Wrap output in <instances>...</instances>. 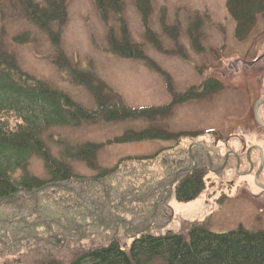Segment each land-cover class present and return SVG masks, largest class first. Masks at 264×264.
I'll return each instance as SVG.
<instances>
[{
    "label": "trees",
    "instance_id": "obj_1",
    "mask_svg": "<svg viewBox=\"0 0 264 264\" xmlns=\"http://www.w3.org/2000/svg\"><path fill=\"white\" fill-rule=\"evenodd\" d=\"M44 1L46 6L36 0H18L33 24L50 32L55 23L61 32L67 24V0ZM95 1L105 12L118 9L123 0ZM227 7L240 39L250 35L259 16L264 17V0H228ZM28 36L15 41L23 42ZM125 39L122 43L113 41L110 50L129 59L149 60L141 46ZM60 40L58 33L53 35L58 49L56 65L93 91L96 112L25 72L0 41V259L6 260L0 264H64L55 254L63 247L78 248L75 259L67 264H150L157 258L165 264H264V230L215 233L204 223L192 224L187 234L168 231L163 235L154 230L151 221L155 217L164 211L173 216V208L165 201L168 186L183 203L193 201L206 189L203 170L182 171L194 162L189 142L182 148V133L127 131L114 142L175 140L177 144L153 156H128L113 168L99 166L101 144L61 142L64 158L58 159L43 140L52 127L79 126L100 119L115 122L169 117L177 105L217 93L222 85L205 82L200 94L198 89L174 93L169 86L171 103L130 108L93 72L87 75L72 67ZM148 65L161 71L152 60ZM35 156L43 161L47 178L32 175L30 162ZM159 157L162 173H146L148 164ZM70 160L85 163L96 174L76 173ZM130 234L131 247L125 249L122 243ZM84 242L90 247L82 248Z\"/></svg>",
    "mask_w": 264,
    "mask_h": 264
},
{
    "label": "rangeland",
    "instance_id": "obj_2",
    "mask_svg": "<svg viewBox=\"0 0 264 264\" xmlns=\"http://www.w3.org/2000/svg\"><path fill=\"white\" fill-rule=\"evenodd\" d=\"M36 1L46 6L44 0ZM227 1L147 0L142 3L141 0H123L118 9L108 8L102 12L95 0H67V24L60 32L59 25L54 23L52 30L47 32L28 20L18 0H0V41L4 49L16 56L25 72L68 94L88 110H98L95 94L56 65L58 49L53 41L54 34L60 35L61 50L72 67L86 74L93 72L130 108H157L171 103L173 96L169 86L174 93H185L211 78L219 79L220 85L227 86L222 88L225 90L222 94L212 93L202 100L177 105L169 117L115 122L100 119L79 126L52 127L43 135L52 155L64 158L61 142L73 146L92 142L102 145L97 157L99 166L113 168L128 156H153L177 144L175 140L114 142L131 130L163 129L176 134L198 130L232 131L245 135L247 141L258 140L259 129L253 120V109L262 93L259 76L264 73V62L256 63L255 60L264 54V17L259 16L250 35L240 39ZM26 34L29 35L27 40L15 41ZM125 38L141 46L149 60L129 59L110 50L113 41L122 43ZM150 60L169 78L149 66ZM235 62H238V73ZM241 106L244 111L248 106L247 111L252 113L246 122V134H242L243 128L235 124L238 116L234 115ZM227 117L232 119L227 122ZM161 159L149 163L145 172L160 171L161 174ZM68 162L80 175L91 177L96 174L81 161ZM30 171L39 178L48 177L43 161L37 156L31 159ZM254 181L253 176H237L241 188L228 191L227 200L220 189L208 187L199 197L186 203L179 202L175 191L168 186L164 195L166 204L173 208V216L172 212L164 211L151 221V225L163 235L168 231L187 234L190 226L196 223L208 225L215 233L241 228L264 230V197L252 198L251 192L257 191ZM130 240L131 234L123 240L125 249L131 247ZM89 247V242L82 244V248ZM76 249L63 247L55 254L67 264L75 259ZM0 262L6 260L0 259ZM150 264L165 262L157 258Z\"/></svg>",
    "mask_w": 264,
    "mask_h": 264
},
{
    "label": "flooded vegetation",
    "instance_id": "obj_3",
    "mask_svg": "<svg viewBox=\"0 0 264 264\" xmlns=\"http://www.w3.org/2000/svg\"><path fill=\"white\" fill-rule=\"evenodd\" d=\"M255 61H257L256 63L264 62V54ZM235 71L238 73L239 69H235ZM211 81L221 83L216 78L206 79L202 84L192 86V89H198L196 90L198 94L203 93L205 89L204 83ZM259 81L262 83L260 86L262 93L254 105L253 120L259 129L258 135L256 136L260 138L255 140V142L251 139L247 141L245 135L241 136L232 131L229 133H221L217 130L181 132L182 148L184 149L186 143L189 142L188 151L194 161L191 168H184L182 171L186 170L185 172H187L193 171L194 169L203 170L206 188L220 189L222 196H225L226 200L228 199V191L230 192L234 188H241V184L237 182V176H253L257 191L251 192L252 198L259 200L264 197V127L257 121L258 115L264 124V104L259 109H256V104L264 100V73L259 76ZM222 87L225 88L227 86L224 87L222 85ZM218 92L222 94L225 90ZM211 94L207 93L196 100H202L207 96H211ZM239 103L241 104L242 102ZM247 108L248 106L244 111L241 106L240 110L234 115L238 116L235 118V124L237 127L243 128L242 134H246V122L252 117L251 111H247ZM246 111L248 114L245 113ZM231 119L232 117H227L225 121L229 122ZM246 185L249 186V182ZM225 201L222 202V205L225 204Z\"/></svg>",
    "mask_w": 264,
    "mask_h": 264
},
{
    "label": "water",
    "instance_id": "obj_4",
    "mask_svg": "<svg viewBox=\"0 0 264 264\" xmlns=\"http://www.w3.org/2000/svg\"><path fill=\"white\" fill-rule=\"evenodd\" d=\"M254 63H246V65H249V66H252ZM238 62H235V67H236V69H238ZM262 104H264V100H262V101H260V102H258L257 104H256V109H259V107L262 105ZM257 121H258V123L261 125V126H263L264 127V124L262 123V121L260 120V118H259V116L257 115Z\"/></svg>",
    "mask_w": 264,
    "mask_h": 264
}]
</instances>
